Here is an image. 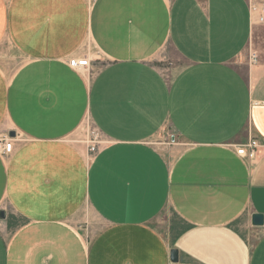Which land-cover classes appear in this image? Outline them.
<instances>
[{
	"label": "crops",
	"instance_id": "obj_1",
	"mask_svg": "<svg viewBox=\"0 0 264 264\" xmlns=\"http://www.w3.org/2000/svg\"><path fill=\"white\" fill-rule=\"evenodd\" d=\"M260 31L253 0H0V264H264Z\"/></svg>",
	"mask_w": 264,
	"mask_h": 264
},
{
	"label": "rangeland",
	"instance_id": "obj_2",
	"mask_svg": "<svg viewBox=\"0 0 264 264\" xmlns=\"http://www.w3.org/2000/svg\"><path fill=\"white\" fill-rule=\"evenodd\" d=\"M253 8L258 16V23L262 29L257 35V39H264V0H253ZM100 63V62H99ZM95 70L91 71H83L87 79L92 78L96 73L97 69L101 67V64L95 65ZM75 141V145L85 153V157L87 162H89L105 145V139L100 131L96 128V126L92 123L91 119L86 116L83 120L81 126L77 130V132L72 137ZM171 138H175V135L172 134ZM1 139V137H0ZM8 144L10 145V150L7 153H1L4 156H9L13 153L14 147L13 142L9 139H6ZM86 214L90 215V211L85 209ZM94 221L96 222V216L94 215Z\"/></svg>",
	"mask_w": 264,
	"mask_h": 264
},
{
	"label": "built area",
	"instance_id": "obj_3",
	"mask_svg": "<svg viewBox=\"0 0 264 264\" xmlns=\"http://www.w3.org/2000/svg\"><path fill=\"white\" fill-rule=\"evenodd\" d=\"M254 61L257 60V55H253ZM70 66L74 69H84L89 66V61L87 59H73L70 61ZM10 150V145L5 138L0 139V153H7ZM258 150V142L252 140L247 147H242L238 150V154L244 157H247L251 160L256 159Z\"/></svg>",
	"mask_w": 264,
	"mask_h": 264
},
{
	"label": "water",
	"instance_id": "obj_4",
	"mask_svg": "<svg viewBox=\"0 0 264 264\" xmlns=\"http://www.w3.org/2000/svg\"><path fill=\"white\" fill-rule=\"evenodd\" d=\"M0 217L4 218L5 217V213L4 212H0ZM253 225L257 226V227L263 226L264 225V216L261 215V214H255L253 216ZM171 260L174 263L179 261V252L177 250H173L172 251Z\"/></svg>",
	"mask_w": 264,
	"mask_h": 264
},
{
	"label": "bare ground",
	"instance_id": "obj_5",
	"mask_svg": "<svg viewBox=\"0 0 264 264\" xmlns=\"http://www.w3.org/2000/svg\"><path fill=\"white\" fill-rule=\"evenodd\" d=\"M82 69V68H81Z\"/></svg>",
	"mask_w": 264,
	"mask_h": 264
}]
</instances>
